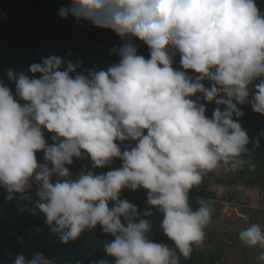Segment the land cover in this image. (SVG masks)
Returning <instances> with one entry per match:
<instances>
[{"label": "clouds", "instance_id": "9594fccd", "mask_svg": "<svg viewBox=\"0 0 264 264\" xmlns=\"http://www.w3.org/2000/svg\"><path fill=\"white\" fill-rule=\"evenodd\" d=\"M58 14L112 30L124 41L112 49L120 59L107 70L81 71L79 60L51 55L28 71L7 70L15 93L0 80L5 199L34 195L28 210L42 213L64 244L99 225L114 239L96 264H180L203 245L212 223L211 201L198 197L193 209L189 193L208 174L246 163L252 141L236 119L244 115L238 105L264 115V11L257 0H71ZM135 39L148 46V58ZM177 54L183 70L173 66ZM201 96L216 105L211 117ZM127 141L134 146L122 151ZM86 157L93 169L122 163L101 174L67 167ZM141 188L150 206L142 212L120 195ZM151 208L162 214L160 229L174 247L149 238ZM247 217L242 247L264 249V222L248 224ZM256 259L264 264V251ZM13 264L55 261L19 254Z\"/></svg>", "mask_w": 264, "mask_h": 264}, {"label": "trees", "instance_id": "16d2710c", "mask_svg": "<svg viewBox=\"0 0 264 264\" xmlns=\"http://www.w3.org/2000/svg\"><path fill=\"white\" fill-rule=\"evenodd\" d=\"M70 4L71 0H0V80L12 89L13 94L15 85L8 80L7 70L11 68L15 72L28 71L32 63L41 62L42 58L51 55L72 62L79 60L81 71L92 68L107 70L110 65L118 63L120 59L118 52L114 53L112 49L118 50L124 41L112 30L96 27L89 21L81 20L78 23L72 16L67 19L60 17L59 9ZM257 4L264 11V0H257ZM133 43L138 46L139 55H143L145 58L149 57V49L146 44L138 39L133 40ZM179 59V54H177L174 57L173 66L183 70ZM188 74L196 75L190 70ZM38 76L39 74H37V78ZM204 83L206 87L210 86L207 81ZM192 98L195 99V97ZM200 102L206 105L207 115L211 117L212 109L216 107L214 102L207 103L202 96ZM238 107L244 112V115L236 119L247 131L252 141L248 145L250 151L244 157L246 163L242 170L245 171L246 166L252 164L253 172L258 175H252L248 182L260 181L259 184L262 185L264 136H261L260 133L264 131V115L254 112L251 105L247 103L238 105ZM221 110H223V106H221ZM51 135L45 130V139L49 144L52 143ZM257 138L259 139L258 147L255 146ZM127 144L134 146V142L127 141L120 144L122 151ZM36 155L38 162L43 163L44 153L38 152ZM121 163L117 158L111 165L93 170L90 158H74L73 164L68 166L73 174L82 169L91 170L94 174H101L120 167ZM99 169L101 172L98 171ZM217 181H219L217 177L203 180L205 183ZM201 185L189 193L193 209L198 207V197L210 199L215 197L214 193L205 191ZM6 195V191L0 187V264H13L15 257L19 254L30 259L36 253H43L46 258L55 261V264H96L97 261L106 258L103 245L114 237L103 233L99 225L94 230L82 233L80 238L64 244L57 234L52 233L45 223L46 218L42 213L37 212L33 215L28 210L35 203L34 195L31 200L22 199L20 194H16V198L13 200H7L5 199ZM120 195L121 199H127L141 212L150 208L146 203L147 192L142 188L135 192L124 189ZM215 200L222 201V199ZM113 203L110 202V206ZM151 211L154 215L145 217L152 224L149 238L156 243L174 247L160 229L162 214L155 208H151ZM216 215L212 212V221L216 219ZM207 233L203 245L199 248L194 247L190 258L185 259L181 256L180 264H217L216 262L221 258V248L219 249L214 244L213 230H209ZM107 259L114 260L111 257H107Z\"/></svg>", "mask_w": 264, "mask_h": 264}, {"label": "rangeland", "instance_id": "374dc122", "mask_svg": "<svg viewBox=\"0 0 264 264\" xmlns=\"http://www.w3.org/2000/svg\"><path fill=\"white\" fill-rule=\"evenodd\" d=\"M245 169L243 171L240 168L235 172H226L221 169L204 178L217 177L219 181L215 183L202 182L201 185L205 191L215 194L213 199L208 197L205 199L211 201L213 214H218L216 219L225 214L222 219L213 224L211 229L214 232V244L219 249L221 248V258L216 262L217 264H258L256 258L261 251H264L259 247L252 248L244 245L242 247L238 238L239 232L248 225L246 220L244 221L243 217L236 213V208L239 212L250 216L252 223L264 222V219L261 220L264 203V171L261 185L259 184L260 181L248 182L252 175H258V173L253 172L252 164H248ZM98 171L101 172L100 169ZM249 183L256 184L252 187ZM30 191L31 193L35 191V185ZM215 199H222V201L217 202Z\"/></svg>", "mask_w": 264, "mask_h": 264}, {"label": "water", "instance_id": "95a60500", "mask_svg": "<svg viewBox=\"0 0 264 264\" xmlns=\"http://www.w3.org/2000/svg\"><path fill=\"white\" fill-rule=\"evenodd\" d=\"M50 167H51V165H50ZM236 213L238 214V215H241L242 217H244L246 220H248V217L246 216V215H244L243 213H241V212H239L237 209H236ZM223 217V214L220 216V218H222ZM216 222V219L214 220V221H212V223L208 226V228L206 229V237H207V232L209 231V230H211L212 229V226H213V224Z\"/></svg>", "mask_w": 264, "mask_h": 264}, {"label": "flooded vegetation", "instance_id": "af4514ba", "mask_svg": "<svg viewBox=\"0 0 264 264\" xmlns=\"http://www.w3.org/2000/svg\"><path fill=\"white\" fill-rule=\"evenodd\" d=\"M250 218V217H249ZM252 222H251V219H250V221L248 222V224H251Z\"/></svg>", "mask_w": 264, "mask_h": 264}, {"label": "bare ground", "instance_id": "6f19581e", "mask_svg": "<svg viewBox=\"0 0 264 264\" xmlns=\"http://www.w3.org/2000/svg\"><path fill=\"white\" fill-rule=\"evenodd\" d=\"M241 216V215H240Z\"/></svg>", "mask_w": 264, "mask_h": 264}]
</instances>
